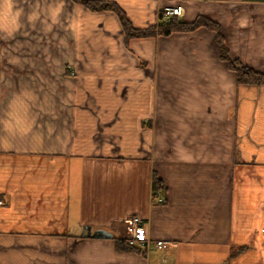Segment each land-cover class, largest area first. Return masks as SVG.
<instances>
[{"label": "crops", "instance_id": "1", "mask_svg": "<svg viewBox=\"0 0 264 264\" xmlns=\"http://www.w3.org/2000/svg\"><path fill=\"white\" fill-rule=\"evenodd\" d=\"M111 1L138 28L208 17L264 73V0ZM135 215L165 246L117 247ZM263 229L264 84L215 32L127 41L112 11L0 0V264H264Z\"/></svg>", "mask_w": 264, "mask_h": 264}, {"label": "trees", "instance_id": "2", "mask_svg": "<svg viewBox=\"0 0 264 264\" xmlns=\"http://www.w3.org/2000/svg\"><path fill=\"white\" fill-rule=\"evenodd\" d=\"M76 3L84 5L87 9L96 11H112L114 12L120 20L122 28L125 32L127 41L131 38H142L155 35L169 36L175 32H192L201 27H205L209 30L215 32L216 41L219 45V56L220 58L227 63V66L230 70L236 73L237 82L241 85H250V84H264V73L257 71L244 63L239 59L231 57L229 50L225 43L224 35L221 31V27L218 22L205 17L198 16L191 22L183 21L178 16H173L167 22L160 21L156 25H150L145 28L135 27L126 12L121 8L118 3L111 0H72ZM164 16V12L160 14V17ZM163 188V182L158 177L156 172L153 173L152 178V189L155 193L160 194ZM161 203V202H160ZM117 247L121 250H130V251H139L143 252L142 249L137 246L129 245L128 241L125 238H116ZM247 246H241L237 250L232 252L231 257L236 256Z\"/></svg>", "mask_w": 264, "mask_h": 264}, {"label": "built area", "instance_id": "3", "mask_svg": "<svg viewBox=\"0 0 264 264\" xmlns=\"http://www.w3.org/2000/svg\"><path fill=\"white\" fill-rule=\"evenodd\" d=\"M182 13V7H167L165 11V15L162 18L163 22H167L173 16H179ZM158 202L163 201L161 196H155ZM145 228V221L138 215L132 216L127 220L126 232L127 237L125 239L128 241L129 245L137 246L138 248L147 251L153 247H163L165 246V242L163 240H156L153 242L150 238H139V233L142 232ZM264 231V229H263Z\"/></svg>", "mask_w": 264, "mask_h": 264}, {"label": "water", "instance_id": "4", "mask_svg": "<svg viewBox=\"0 0 264 264\" xmlns=\"http://www.w3.org/2000/svg\"><path fill=\"white\" fill-rule=\"evenodd\" d=\"M90 234H91V232H89L88 235H90ZM96 236H99V237H107L108 235H107V234H104V233H103V234L100 233V234H98V235H96Z\"/></svg>", "mask_w": 264, "mask_h": 264}, {"label": "rangeland", "instance_id": "5", "mask_svg": "<svg viewBox=\"0 0 264 264\" xmlns=\"http://www.w3.org/2000/svg\"><path fill=\"white\" fill-rule=\"evenodd\" d=\"M153 195H154V197L155 196H159V194L155 193L154 191H153ZM126 226H127V224L125 225V228L124 229H126Z\"/></svg>", "mask_w": 264, "mask_h": 264}]
</instances>
